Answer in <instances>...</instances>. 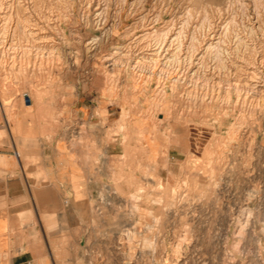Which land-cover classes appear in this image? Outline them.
Listing matches in <instances>:
<instances>
[{"label": "rangeland", "instance_id": "1", "mask_svg": "<svg viewBox=\"0 0 264 264\" xmlns=\"http://www.w3.org/2000/svg\"><path fill=\"white\" fill-rule=\"evenodd\" d=\"M141 32L154 55L105 66ZM38 237L85 264H264V0H0V264Z\"/></svg>", "mask_w": 264, "mask_h": 264}, {"label": "crops", "instance_id": "2", "mask_svg": "<svg viewBox=\"0 0 264 264\" xmlns=\"http://www.w3.org/2000/svg\"><path fill=\"white\" fill-rule=\"evenodd\" d=\"M60 174L61 176L59 180L62 181L64 180L67 183L68 171L62 169ZM54 177H57L55 173H54ZM41 198L44 199L45 196L42 195ZM40 210L42 209H38V208L33 209V211L36 213L37 216L36 218L38 222H40L39 216L40 214H42V211ZM24 211H26L25 207L16 210L15 214L23 213ZM62 229L68 230L67 226ZM8 247H9V251L11 252L10 253L11 258L9 259V264H85L86 263V259L84 258V256L78 253H63V254L54 253V251L51 249L52 243L46 241L43 238L40 239L39 237L33 241L25 240L22 242H15V240H12V243L8 244Z\"/></svg>", "mask_w": 264, "mask_h": 264}, {"label": "bare ground", "instance_id": "3", "mask_svg": "<svg viewBox=\"0 0 264 264\" xmlns=\"http://www.w3.org/2000/svg\"><path fill=\"white\" fill-rule=\"evenodd\" d=\"M17 1V0H16ZM21 15V14H20ZM7 16V15H6ZM143 18V17H142ZM6 24V23H5ZM30 25V24H29ZM24 32V31H23ZM223 32V31H222ZM216 34V33H215ZM145 35L144 32H141V33H136V35L134 36L133 39H131V41H129L128 43V46H129V49H124V46L120 45L118 47H115L113 50L110 49V51L105 54L104 56V61H105V66H110L111 68H114L116 67L118 64L116 62V56H126V59H127V64L128 65H131L132 64V67H140L141 63H142V60L145 59L147 56H150L152 55L153 53H144L143 50H138L135 48V46L132 47V44L135 43V41L141 37H143ZM213 34L211 33V36L209 35V39L212 40L213 39ZM218 39V38H217ZM4 40V39H3ZM213 42V41H212ZM213 44V43H212ZM211 44V45H212ZM214 45V44H213ZM207 46H210V42L208 43ZM13 47V46H12ZM215 49V48H214ZM157 51V50H156ZM219 53V52H218ZM150 54V55H149ZM162 54V53H161ZM160 54V51L158 50L157 51V56H161ZM154 55V54H153ZM156 55V54H155ZM225 55V54H224ZM36 57V56H35ZM50 57V56H49ZM59 57V56H58ZM162 57V56H161ZM27 59V58H25ZM60 59V57H59ZM52 60V59H51ZM55 60V59H54ZM199 60V59H198ZM219 61V60H218ZM109 62V63H107ZM46 63V62H45ZM48 63V62H47ZM26 64V63H25ZM51 64V63H50ZM27 65V64H26ZM160 71V70H159ZM181 73V72H180ZM109 74V73H108ZM214 74V73H213ZM184 76V75H183ZM208 76V75H207ZM179 77V76H178ZM176 78V79H179V78ZM212 78V77H211ZM221 78V77H220ZM195 79V78H194ZM223 79V78H222ZM206 80V79H205ZM208 80V79H207ZM210 80V79H209ZM143 81V80H142ZM207 82V81H206ZM156 83V82H155ZM186 84V83H185ZM188 84V83H187ZM209 86V85H208ZM254 86V84H253ZM252 86V87H253ZM214 87V86H213ZM206 88V87H205ZM255 88V87H254ZM185 89V88H184ZM195 89V88H193ZM218 90V89H217ZM214 92V91H213ZM222 92V91H221ZM211 93V92H210ZM191 94V93H190ZM215 94V93H213ZM211 95V94H209ZM181 96V95H180ZM197 99V98H196ZM185 101V100H184ZM183 108V107H182ZM122 115V114H121ZM127 116V115H126ZM165 122V121H164ZM159 123V122H158ZM123 126V125H121ZM119 130V129H118ZM168 130V129H167ZM73 138V137H72ZM80 138V137H79ZM75 139V138H73ZM182 139V138H181ZM225 139V138H224ZM77 140V139H76ZM181 146V145H180ZM184 146V145H183ZM167 150V149H166ZM229 151V150H228ZM249 159V158H248ZM177 184V183H176ZM213 184V183H212ZM179 187V186H178ZM213 190V189H212ZM171 193V192H170ZM174 195V194H173ZM133 197V195H132ZM136 201V200H135ZM157 203V202H156ZM241 216V215H240ZM239 216V217H240ZM240 221V220H239ZM236 223V222H235ZM244 223V222H243ZM239 228V226H238ZM237 228V229H238ZM239 230V229H238ZM242 232V231H241ZM244 233V232H243Z\"/></svg>", "mask_w": 264, "mask_h": 264}, {"label": "built area", "instance_id": "4", "mask_svg": "<svg viewBox=\"0 0 264 264\" xmlns=\"http://www.w3.org/2000/svg\"><path fill=\"white\" fill-rule=\"evenodd\" d=\"M257 13H255L254 11V8H252V11L250 12V14L248 15L247 19L249 20V22H252V26L255 25V23H257ZM233 41H231L230 44L233 45ZM229 44V45H230ZM233 51H234V48L232 47H227L226 48V75L229 76V77H232V75L234 74V66L232 65V63L234 62L235 60V57H234V54H233ZM243 56V54L241 55ZM238 62L242 65L243 64V61L240 59L238 60Z\"/></svg>", "mask_w": 264, "mask_h": 264}]
</instances>
